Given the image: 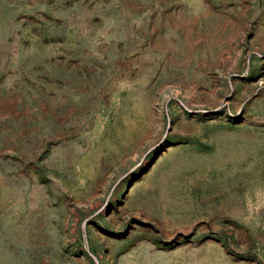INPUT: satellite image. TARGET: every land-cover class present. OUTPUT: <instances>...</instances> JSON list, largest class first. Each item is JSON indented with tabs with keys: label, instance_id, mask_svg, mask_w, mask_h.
Wrapping results in <instances>:
<instances>
[{
	"label": "rangeland",
	"instance_id": "374dc122",
	"mask_svg": "<svg viewBox=\"0 0 264 264\" xmlns=\"http://www.w3.org/2000/svg\"><path fill=\"white\" fill-rule=\"evenodd\" d=\"M0 264H264V0H0Z\"/></svg>",
	"mask_w": 264,
	"mask_h": 264
}]
</instances>
